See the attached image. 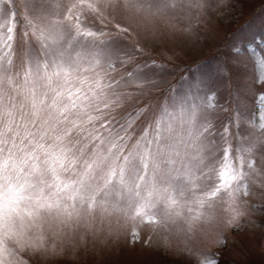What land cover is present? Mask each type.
Instances as JSON below:
<instances>
[{
	"label": "snow or ice",
	"instance_id": "6c2138e0",
	"mask_svg": "<svg viewBox=\"0 0 264 264\" xmlns=\"http://www.w3.org/2000/svg\"><path fill=\"white\" fill-rule=\"evenodd\" d=\"M213 3L0 0V264H57L113 219L159 223L184 264H219L197 247L205 226L235 232L264 209V91L250 128L242 63L226 103L153 91V53L191 39L179 22Z\"/></svg>",
	"mask_w": 264,
	"mask_h": 264
},
{
	"label": "rangeland",
	"instance_id": "374dc122",
	"mask_svg": "<svg viewBox=\"0 0 264 264\" xmlns=\"http://www.w3.org/2000/svg\"><path fill=\"white\" fill-rule=\"evenodd\" d=\"M189 24L191 39L177 40L174 46L153 53L164 61L153 91L168 95L171 89L172 96H187L191 103L215 90L214 103H226L236 95L238 82L229 71L238 59L247 77L244 119L254 128L262 114L256 97L264 91L257 83H264V75L256 63L257 57H264V0H223L218 6L213 3L199 18L194 15L179 22L181 28ZM111 229L95 244L81 243L72 248L57 264H184L188 257L182 251L183 237L159 223L121 219L117 224L113 219ZM134 231L138 233L135 238ZM221 236L224 245L219 243ZM197 247L202 253L214 254L219 264H264V209L245 218L235 232L206 225ZM24 259L36 258L25 254Z\"/></svg>",
	"mask_w": 264,
	"mask_h": 264
}]
</instances>
